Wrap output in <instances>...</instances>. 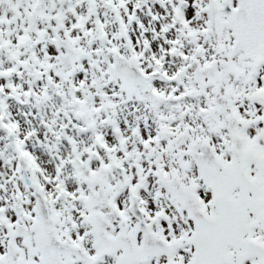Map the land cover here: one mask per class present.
<instances>
[{
	"label": "snow or ice",
	"instance_id": "6c2138e0",
	"mask_svg": "<svg viewBox=\"0 0 264 264\" xmlns=\"http://www.w3.org/2000/svg\"><path fill=\"white\" fill-rule=\"evenodd\" d=\"M0 264H264V0H0Z\"/></svg>",
	"mask_w": 264,
	"mask_h": 264
}]
</instances>
